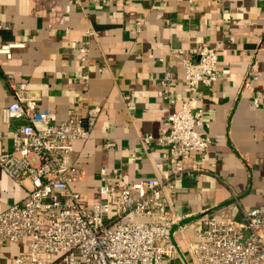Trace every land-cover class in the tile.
Segmentation results:
<instances>
[{
    "label": "crops",
    "instance_id": "0c3cea01",
    "mask_svg": "<svg viewBox=\"0 0 264 264\" xmlns=\"http://www.w3.org/2000/svg\"><path fill=\"white\" fill-rule=\"evenodd\" d=\"M7 43L21 45L10 58L0 53V152L11 149V134L27 123L2 121L1 109L13 99L8 74L26 82L54 123L98 106L89 138L76 140L71 155L78 167L72 187L89 202L99 199L102 166L119 168L124 182L154 174L162 148L140 136H156L186 95L178 51L215 48L220 75L203 87L211 143L207 155L186 160L205 171L177 183L174 205L184 229L177 239L184 250L203 212L216 205L237 199L234 219L242 208L264 210V0H0V45ZM166 73L173 104L164 100ZM107 140L114 144L105 147ZM25 196L0 167V213ZM25 248L1 245L0 264Z\"/></svg>",
    "mask_w": 264,
    "mask_h": 264
},
{
    "label": "built area",
    "instance_id": "2783aa9c",
    "mask_svg": "<svg viewBox=\"0 0 264 264\" xmlns=\"http://www.w3.org/2000/svg\"><path fill=\"white\" fill-rule=\"evenodd\" d=\"M18 45L1 44L0 53L10 58ZM178 54L186 95L178 109L167 114L156 136H140L144 143L154 141L162 148L154 174L124 182L119 168L102 166L99 199L94 202L72 187L78 167L71 155L76 140L89 138L99 107L91 106L85 114L73 111L54 123L48 108H38V97L26 82L7 75L13 99L1 109L2 121L27 119L11 134V149L0 152V167L26 190L22 202L0 213V246L26 245L11 264H264V210L242 208L241 218L234 219L230 210L237 199L205 210L195 240L184 250L179 244L177 232L183 235L184 229L183 216L174 205L177 183L185 174L205 171L186 160L209 153L203 87L214 83L220 71L217 51L207 44ZM168 80L166 73L161 80L164 100L173 104L166 92ZM253 102L257 105L259 99ZM113 144L107 140L104 146Z\"/></svg>",
    "mask_w": 264,
    "mask_h": 264
}]
</instances>
